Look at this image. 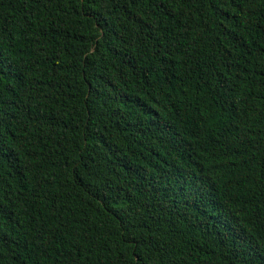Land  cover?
<instances>
[{
	"label": "trees",
	"instance_id": "obj_1",
	"mask_svg": "<svg viewBox=\"0 0 264 264\" xmlns=\"http://www.w3.org/2000/svg\"><path fill=\"white\" fill-rule=\"evenodd\" d=\"M0 264H264V0H0Z\"/></svg>",
	"mask_w": 264,
	"mask_h": 264
}]
</instances>
